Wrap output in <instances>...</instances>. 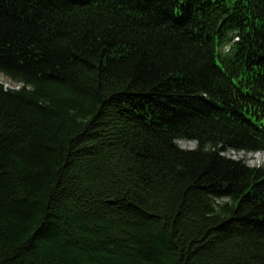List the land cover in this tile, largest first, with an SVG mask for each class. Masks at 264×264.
<instances>
[{"label": "trees", "instance_id": "obj_1", "mask_svg": "<svg viewBox=\"0 0 264 264\" xmlns=\"http://www.w3.org/2000/svg\"><path fill=\"white\" fill-rule=\"evenodd\" d=\"M0 75V264H264V0H0Z\"/></svg>", "mask_w": 264, "mask_h": 264}, {"label": "rangeland", "instance_id": "obj_2", "mask_svg": "<svg viewBox=\"0 0 264 264\" xmlns=\"http://www.w3.org/2000/svg\"><path fill=\"white\" fill-rule=\"evenodd\" d=\"M0 80L7 82L11 86H15V83H13L11 80L7 79L3 75H0ZM180 145L183 148H194L196 146V144L192 143L191 141H188V142L183 141L180 143ZM228 155L233 157V158L246 156L247 157V163L249 165H252V166L253 165H255V166L259 165L260 166L261 165L262 167H264V165L261 163L260 159L254 155H250V153L246 155V153H244V152L235 153L234 151H231V152H228Z\"/></svg>", "mask_w": 264, "mask_h": 264}, {"label": "bare ground", "instance_id": "obj_3", "mask_svg": "<svg viewBox=\"0 0 264 264\" xmlns=\"http://www.w3.org/2000/svg\"><path fill=\"white\" fill-rule=\"evenodd\" d=\"M183 141L188 142L189 140H188V141H186V140H180V141H178V144L180 145V143L183 142ZM191 142L197 145V143H196L195 141H191ZM180 146H181V145H180ZM195 147H196V146H195ZM195 147H194V148H195ZM250 166H252V165H250ZM253 166H255V165H253ZM256 166H257V167H262L261 165H260V166H259V165H256Z\"/></svg>", "mask_w": 264, "mask_h": 264}, {"label": "built area", "instance_id": "obj_4", "mask_svg": "<svg viewBox=\"0 0 264 264\" xmlns=\"http://www.w3.org/2000/svg\"><path fill=\"white\" fill-rule=\"evenodd\" d=\"M3 82H4V84H5L6 87L11 86V85H9L7 82H5V81H3Z\"/></svg>", "mask_w": 264, "mask_h": 264}]
</instances>
